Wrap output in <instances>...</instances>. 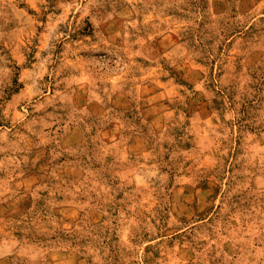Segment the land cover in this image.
Instances as JSON below:
<instances>
[{
  "label": "rangeland",
  "instance_id": "rangeland-1",
  "mask_svg": "<svg viewBox=\"0 0 264 264\" xmlns=\"http://www.w3.org/2000/svg\"><path fill=\"white\" fill-rule=\"evenodd\" d=\"M0 264H264V0H0Z\"/></svg>",
  "mask_w": 264,
  "mask_h": 264
}]
</instances>
